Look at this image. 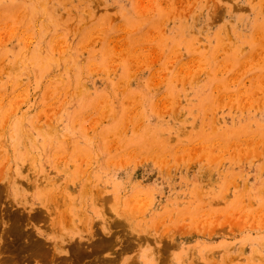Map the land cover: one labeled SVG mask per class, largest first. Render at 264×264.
I'll use <instances>...</instances> for the list:
<instances>
[{"label":"rangeland","instance_id":"obj_1","mask_svg":"<svg viewBox=\"0 0 264 264\" xmlns=\"http://www.w3.org/2000/svg\"><path fill=\"white\" fill-rule=\"evenodd\" d=\"M0 264H264V0H0Z\"/></svg>","mask_w":264,"mask_h":264},{"label":"bare ground","instance_id":"obj_2","mask_svg":"<svg viewBox=\"0 0 264 264\" xmlns=\"http://www.w3.org/2000/svg\"><path fill=\"white\" fill-rule=\"evenodd\" d=\"M17 225H18V223H17ZM17 225H16V226H17ZM20 231H21V230H20ZM16 232H17V231H16ZM16 232H15V233H16ZM17 235H18V234H17ZM17 235H16V236H17ZM22 235H23V234H22ZM18 236H19V235H18ZM18 238H19V237H18ZM24 238H25V237H24ZM19 240H20V239H19ZM21 240H22V239H21ZM26 242H27V241H26ZM28 248H29V247H28ZM32 250H33V249H32ZM32 250H31V252H32ZM35 250H36V249H35ZM37 250H38V249H37ZM34 252H35V251H34ZM37 252H38V251H37ZM37 252H36V253H37ZM24 254H25V253H24Z\"/></svg>","mask_w":264,"mask_h":264}]
</instances>
